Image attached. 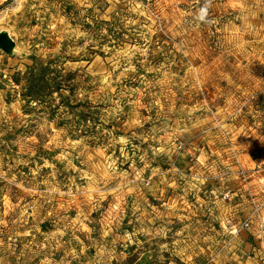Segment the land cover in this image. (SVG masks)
I'll return each mask as SVG.
<instances>
[{"label": "rangeland", "instance_id": "374dc122", "mask_svg": "<svg viewBox=\"0 0 264 264\" xmlns=\"http://www.w3.org/2000/svg\"><path fill=\"white\" fill-rule=\"evenodd\" d=\"M0 264H264V0H0Z\"/></svg>", "mask_w": 264, "mask_h": 264}]
</instances>
